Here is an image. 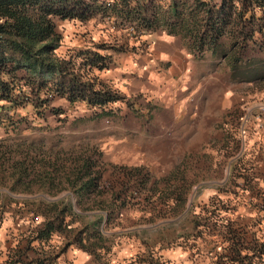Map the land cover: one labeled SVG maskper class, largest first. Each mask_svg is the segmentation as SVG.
<instances>
[{
	"label": "trees",
	"instance_id": "1",
	"mask_svg": "<svg viewBox=\"0 0 264 264\" xmlns=\"http://www.w3.org/2000/svg\"><path fill=\"white\" fill-rule=\"evenodd\" d=\"M263 18L264 0H0V112L22 105L28 97L34 108L45 107L50 98L58 96L71 102L83 101L88 107L98 108L99 113H108L109 104L122 98L110 84L91 73L93 68L108 66V54L88 47L57 50L62 37L56 28L57 20L82 23L92 19L102 30L112 33L113 40L161 29L178 35L193 53L208 49L225 59L234 74L236 61L246 45L255 42V33L264 34ZM114 48L122 50L124 44ZM249 60L242 73L234 77L255 78ZM95 160L87 152L72 153L62 161L55 154L51 159L37 158L28 149L16 150L0 159V185L32 194L21 197L23 203L30 204L28 209L32 212L25 222L26 229L7 249L0 264H54L60 254L74 248L87 254V264H191L197 239L227 250L230 255L224 254L226 260L217 264H264V227L259 226L264 221V191L246 176L241 180L231 176L222 183H254L256 198L251 197L256 200V207L243 211L214 205V221H195L192 232L180 235L179 242L187 241L186 249L191 248L186 260L166 259L162 250L168 248L167 241L159 246V253L154 244L146 242L144 249L127 261H114L112 247L125 231L110 230L109 223L129 201L131 192L145 190L141 196L145 203L153 202L156 194L172 199L164 204L174 215L184 207L191 182L185 179V164L181 168L177 164L175 169L151 180L143 165L122 166L121 188L113 190L102 183V172ZM236 169L233 164L231 175L238 174ZM175 179H180L177 187V182H172ZM31 186L49 195L68 188L73 199H66L67 194L52 198L35 195ZM226 186L221 192L229 191ZM240 190L236 186L232 193L237 195ZM242 215L250 220L239 221ZM36 216V224L31 223ZM254 225L257 229H253ZM21 238L23 245L19 243ZM32 247L35 254L29 256L27 250ZM249 248L253 251L248 254ZM69 260L66 262L72 264Z\"/></svg>",
	"mask_w": 264,
	"mask_h": 264
},
{
	"label": "rangeland",
	"instance_id": "2",
	"mask_svg": "<svg viewBox=\"0 0 264 264\" xmlns=\"http://www.w3.org/2000/svg\"><path fill=\"white\" fill-rule=\"evenodd\" d=\"M258 14L259 12L256 15ZM56 28L62 36L58 51H64L67 47H88L91 51L110 56L108 66L102 69L93 68L91 73L110 84L122 95V98L109 104L108 113H99L98 108L88 107L83 101L71 102L58 96L50 98L45 107L38 108L33 107L30 97L23 99L22 105L0 112V154L2 153L0 159H6L9 154H14L16 150L21 149L30 150L37 158L44 156L51 159L55 154L61 157V161L72 153H91L101 169L102 183L118 191L121 188L122 166L143 165L149 171L151 180L170 169H175L177 164H180V168L185 164L184 176L191 183L184 207L179 210V213L173 215L168 210L164 202L169 204L173 200L166 199L164 195L162 197L153 195V202L145 203L141 200V196L145 195L146 191L139 188L140 190L135 189L131 192V198L121 207L118 216L110 220V230L125 231L116 239L112 247L114 261L122 263L131 256H135L137 251H142L146 242L154 244L159 253V246L169 241L167 247L172 249L174 255L179 259L181 257L185 259V255L191 252V248L186 249L187 241L179 242L182 240L180 235H188L192 232L191 224L195 221L203 223L207 218L214 221L217 217L214 213V205L223 208L237 207L243 211L256 207V200L251 197L256 196L254 183L243 180L226 186L219 181L222 165L203 149L192 152L177 151L174 149V140L169 135L166 137L154 134L156 132L151 134L147 132L151 119L155 118L157 103L161 98L173 100L175 97L189 94L186 91L184 94L178 91L180 84L178 76L172 74L169 77V73L155 75L153 81L158 78L151 87L149 86L151 82L148 84L147 78L141 77L139 70H134L141 67V60L151 54L149 46L153 47L152 41L156 39L157 33L165 32L164 30L158 29L138 37L122 36L119 40H113L112 33L102 30L101 25L94 23L92 19L82 23L78 20L77 22L67 19L57 20ZM148 33L151 34L148 35ZM255 38V42H249L241 52L240 59L236 61L234 70L236 73L233 74L225 59L218 58L208 49L193 53L179 37L181 47L185 48L193 58L191 81L200 74H204L210 79H217V82L220 80L218 87L221 88L229 83L226 80L237 78L234 76L242 73L244 63L250 59L249 62L254 67L255 79L264 86V34L255 33ZM122 43L124 44L122 50H114L115 45ZM153 63H156L155 68H162L163 60H156ZM108 68L113 69V72L110 76L103 75ZM183 106L187 109V103ZM153 131L156 130L153 129ZM177 144L184 146L181 140ZM172 182H177L174 185L177 187L180 179L172 180ZM225 186L229 191L221 192ZM236 186L242 189L239 193L237 192V195L232 193ZM218 189L220 191H217ZM30 190L34 191L31 193L45 198L67 194L66 199H73L68 188L60 189L54 195L41 191L37 186H31ZM130 190L131 188L127 190V193L130 194ZM30 195L32 194L21 188L11 191L6 186L0 185L2 207L0 210V261L5 258V252L7 253L5 247L14 245L15 241L19 240L18 237L22 235L19 236V234L26 229L25 222L28 223L32 212L28 209L30 204L23 203L21 197ZM11 197L19 201L9 199ZM247 218L246 215H242L239 221L250 220ZM38 219L36 216L30 222L36 224ZM19 243L23 245L22 238ZM182 243H185L184 247L180 248ZM196 246V248L193 247L191 264H217L219 260H226L224 254L230 255L224 247H218L213 243L210 246L202 239H197ZM250 248L246 250L248 254L251 250L253 251ZM73 252L74 249H67L54 264H69L66 260L70 261L69 259L73 258L75 260ZM34 254L33 247L27 250V255ZM221 255L224 259H221ZM184 262L187 263V261ZM87 263L85 258L84 264ZM219 263L223 264V262Z\"/></svg>",
	"mask_w": 264,
	"mask_h": 264
},
{
	"label": "crops",
	"instance_id": "3",
	"mask_svg": "<svg viewBox=\"0 0 264 264\" xmlns=\"http://www.w3.org/2000/svg\"><path fill=\"white\" fill-rule=\"evenodd\" d=\"M152 42L153 47L149 46L151 56L141 60V67L134 70H139L141 77L147 78L148 84L151 82V87L158 78L153 81L155 75L169 73V77L172 74L178 76V91L189 94L173 100L161 98L147 132L169 135L177 151L203 149L222 165L219 181L225 182L231 176L241 180L242 176H246L264 191V86L255 78H230L226 80L228 84L219 88L220 80L217 82V79H210L204 74L191 81L193 58L181 47L179 37L162 32L157 33ZM156 60H163L162 68H155L156 63L153 62ZM112 72L113 69L108 68L103 75L110 76ZM184 103H187V109ZM180 140L184 146L177 144ZM233 164H236L238 173L234 176L231 175ZM254 226L253 229H257ZM259 226L263 228L264 221ZM171 250H162L163 256L177 260ZM73 257L72 264H84L85 258L88 261L87 254L79 249L74 248Z\"/></svg>",
	"mask_w": 264,
	"mask_h": 264
}]
</instances>
